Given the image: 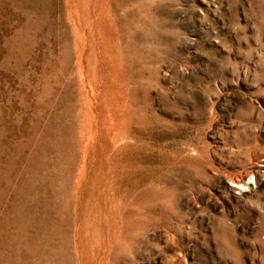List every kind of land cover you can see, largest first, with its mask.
<instances>
[{"label": "rangeland", "instance_id": "rangeland-1", "mask_svg": "<svg viewBox=\"0 0 264 264\" xmlns=\"http://www.w3.org/2000/svg\"><path fill=\"white\" fill-rule=\"evenodd\" d=\"M0 264H264V0H0Z\"/></svg>", "mask_w": 264, "mask_h": 264}]
</instances>
